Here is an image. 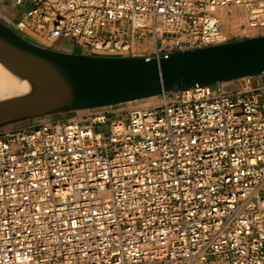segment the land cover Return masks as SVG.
I'll list each match as a JSON object with an SVG mask.
<instances>
[{
	"label": "built area",
	"instance_id": "obj_1",
	"mask_svg": "<svg viewBox=\"0 0 264 264\" xmlns=\"http://www.w3.org/2000/svg\"><path fill=\"white\" fill-rule=\"evenodd\" d=\"M26 2L16 32L94 55L227 43L218 8L264 36V0ZM232 83L0 131V264H264V74Z\"/></svg>",
	"mask_w": 264,
	"mask_h": 264
},
{
	"label": "water",
	"instance_id": "obj_2",
	"mask_svg": "<svg viewBox=\"0 0 264 264\" xmlns=\"http://www.w3.org/2000/svg\"><path fill=\"white\" fill-rule=\"evenodd\" d=\"M0 64L28 85L0 99V124L107 107L264 74V36L152 57L42 45L0 21Z\"/></svg>",
	"mask_w": 264,
	"mask_h": 264
},
{
	"label": "rangeland",
	"instance_id": "obj_3",
	"mask_svg": "<svg viewBox=\"0 0 264 264\" xmlns=\"http://www.w3.org/2000/svg\"><path fill=\"white\" fill-rule=\"evenodd\" d=\"M229 9V8H228ZM231 10V9H230ZM231 20L228 23H224L223 25V30L227 33V35L230 37V40L235 39V40H240L248 37H254L253 32H247L244 33L242 31V25L245 22L244 16L242 11L237 13V17H234L232 13H229ZM234 19V20H233ZM237 19V20H236ZM223 23V22H222ZM249 36H245V35ZM62 44H59V46L63 47L64 49L70 48L73 46V43L71 40L67 39H60ZM133 41V51H131L130 54H137V55H145V56H150L151 51L155 45L154 40L152 39L151 35L144 36L141 39L138 38H133V40H129L131 43ZM78 51H83V52H88L85 50H82L80 48H76ZM221 85L224 89H230L233 86L232 82H227V83H221ZM150 101V99L145 100L144 102ZM71 113H58V114H50V115H45V116H38V117H32L29 119L21 120V121H14V122H9V123H2L0 124V131L5 130V129H10L17 127L19 125H40L43 124L44 122L48 121H65L68 117H70Z\"/></svg>",
	"mask_w": 264,
	"mask_h": 264
},
{
	"label": "bare ground",
	"instance_id": "obj_4",
	"mask_svg": "<svg viewBox=\"0 0 264 264\" xmlns=\"http://www.w3.org/2000/svg\"><path fill=\"white\" fill-rule=\"evenodd\" d=\"M230 12L232 13V15H234V17H237V13L241 11H238L235 8H231V10L221 9V8L216 9V13L220 17L222 28L224 26L223 25L224 23L226 24L231 20L230 15H229ZM27 89H28V85L25 81H21L17 79L16 77H14L13 75H11L0 64V99L22 94L26 92Z\"/></svg>",
	"mask_w": 264,
	"mask_h": 264
},
{
	"label": "crops",
	"instance_id": "obj_5",
	"mask_svg": "<svg viewBox=\"0 0 264 264\" xmlns=\"http://www.w3.org/2000/svg\"><path fill=\"white\" fill-rule=\"evenodd\" d=\"M28 7H29V4L27 2L22 5H17L15 4V0H0V21L7 24L8 26L13 27L15 22L23 16L24 12L27 10ZM232 41H238V40L232 39L228 42H232ZM62 43L63 42L59 40L56 48L60 50H64V51L94 55V54H91L90 52L78 51L76 49L78 47L74 44V41H72L73 46L67 49L66 48L64 49L62 46L61 47L59 46V44H62ZM128 56L131 57L134 55L130 54ZM136 56L144 57L145 55L142 54V55H136Z\"/></svg>",
	"mask_w": 264,
	"mask_h": 264
}]
</instances>
